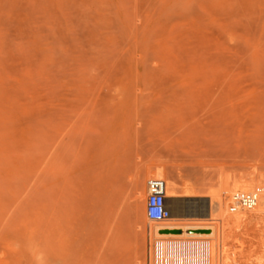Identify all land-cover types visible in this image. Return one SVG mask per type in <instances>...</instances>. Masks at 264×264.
I'll use <instances>...</instances> for the list:
<instances>
[{"label": "rangeland", "instance_id": "374dc122", "mask_svg": "<svg viewBox=\"0 0 264 264\" xmlns=\"http://www.w3.org/2000/svg\"><path fill=\"white\" fill-rule=\"evenodd\" d=\"M149 168L180 218L227 181L264 190V0H0V264H264L246 222L164 250Z\"/></svg>", "mask_w": 264, "mask_h": 264}, {"label": "bare ground", "instance_id": "6f19581e", "mask_svg": "<svg viewBox=\"0 0 264 264\" xmlns=\"http://www.w3.org/2000/svg\"><path fill=\"white\" fill-rule=\"evenodd\" d=\"M145 176L149 179L150 178H165L162 175L156 174L154 170L151 168L146 170ZM138 181H140V177L136 180V183ZM165 181L167 184L166 194L168 198V207L172 213V217L170 219L164 222L149 221L146 216V206L144 207L142 203H139L141 204L140 207H143V211L140 210L143 212L142 217L145 220L149 221L150 223H153V222L157 223V226L156 227L154 226L155 229L153 227L151 228V236L153 235L155 239H162V242L164 243L161 245V247L164 250H167V249L170 250V248H172L176 253L188 252V251L189 252L204 251L207 246L211 247L213 245V243L212 245L209 243H206L204 239H207L209 237H216V239H220V240L226 239L228 238L229 231L233 226H241V225L244 226L243 223L245 222L252 224V225H257V224L261 226L264 225V190L262 191L259 201L253 210L239 209L236 212V213H239L241 211H247L245 212L247 214L240 216V217H232L227 212L228 202L230 203L231 196L238 192L252 191L255 188H257L256 187L257 185L262 186L263 185L261 184L263 183L262 177L259 178L258 180L250 179V180L243 181L242 179V180H236L234 182H229V181L225 182L224 183L225 185H223L222 191L219 192L220 194H218L217 196L218 200L215 206L211 208H209L208 202H206V200H203V199H201L199 202L197 200H192V199L185 201L184 204L194 206V211L188 214L190 215V217H183V218L182 217L180 218L179 216H184L186 214L184 212L178 211L177 201L175 200V198L178 197L176 189H175L176 187H174V185L166 178H165ZM240 182H243V185H241ZM212 208L214 210L213 214H216V217L219 222L216 225L208 224L209 222L204 223V221L206 222L207 220L206 219L207 217L205 216L212 213L210 211V209ZM191 215H196V217L194 216L191 217ZM178 232H181V234H178ZM148 233H149V229H148ZM176 237H180L183 240L180 243L178 242L175 243L172 241V239ZM154 243H155V240H154ZM218 247L220 251L224 250V248L222 249L223 247L222 243H220ZM226 259L227 258L221 259L220 264L227 263L228 259L227 260ZM153 260H154V264H196L194 262H189L188 260L179 262L177 261L178 259L166 258L163 255L162 256L158 255L156 252L153 253ZM198 264H212V263L210 261L208 262L201 261V262H198Z\"/></svg>", "mask_w": 264, "mask_h": 264}, {"label": "built area", "instance_id": "2783aa9c", "mask_svg": "<svg viewBox=\"0 0 264 264\" xmlns=\"http://www.w3.org/2000/svg\"><path fill=\"white\" fill-rule=\"evenodd\" d=\"M146 190V216L148 220L164 222L170 219L172 213L168 207L166 181L161 178H150L146 182ZM262 191V188L257 187L252 191L233 194L230 199V213H236L239 209L253 210Z\"/></svg>", "mask_w": 264, "mask_h": 264}]
</instances>
